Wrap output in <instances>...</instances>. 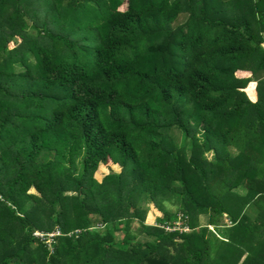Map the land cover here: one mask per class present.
Here are the masks:
<instances>
[{"label":"trees","instance_id":"obj_1","mask_svg":"<svg viewBox=\"0 0 264 264\" xmlns=\"http://www.w3.org/2000/svg\"><path fill=\"white\" fill-rule=\"evenodd\" d=\"M0 264H264V0H0Z\"/></svg>","mask_w":264,"mask_h":264},{"label":"rangeland","instance_id":"obj_2","mask_svg":"<svg viewBox=\"0 0 264 264\" xmlns=\"http://www.w3.org/2000/svg\"><path fill=\"white\" fill-rule=\"evenodd\" d=\"M185 17H186V16H184L183 18H181V19H180V22H181V21H184V20H185ZM67 26H68V25L65 24L64 31H66ZM68 27H69V26H68ZM73 32H74V31H73ZM240 74H243V73H240ZM244 90H245V92L247 93V95H248L252 100H255V99H256L255 82H254V81H250V82L247 84V86L245 87ZM206 155H207V157H210V156H212V153H211V152H208ZM111 165H112V168H116L115 165L111 164V162H107L106 165L104 164V165H101V167H99V170H98L97 174H99V175L102 174L100 170H104V171H105V170H108L109 166H111ZM31 191H34V189H31ZM155 212H156V213H155ZM156 215H157V210H154V207L151 205V206H150V209H149V211H148L147 217H146V222H149V224H153V223L155 222V216H156ZM158 215H160V213H158ZM223 221H224V223L229 224V220H228L227 218H223ZM207 222H208V220H207V216H204V217L201 216V219L199 220V223H201L202 225H207V224H206ZM197 223H198V222H197ZM201 224H200V225H201ZM174 226H175L174 228L177 229V228L180 227V223H179L178 221H176ZM207 226H208V225H207ZM208 228H211V227L208 226ZM184 229H185V230H188V227L185 226ZM168 230H173V228H172V227H169ZM180 230H182V229H180ZM34 234H36V235H38V236H41V233L38 232V231H35ZM117 234H118V232H117ZM48 235H49V236H48V241H50L51 238H52V235H51V234H48Z\"/></svg>","mask_w":264,"mask_h":264},{"label":"built area","instance_id":"obj_3","mask_svg":"<svg viewBox=\"0 0 264 264\" xmlns=\"http://www.w3.org/2000/svg\"><path fill=\"white\" fill-rule=\"evenodd\" d=\"M167 228H168V227H167ZM49 234L53 235V233H49Z\"/></svg>","mask_w":264,"mask_h":264},{"label":"crops","instance_id":"obj_4","mask_svg":"<svg viewBox=\"0 0 264 264\" xmlns=\"http://www.w3.org/2000/svg\"><path fill=\"white\" fill-rule=\"evenodd\" d=\"M156 213V212H155ZM159 212H157V215H158Z\"/></svg>","mask_w":264,"mask_h":264}]
</instances>
